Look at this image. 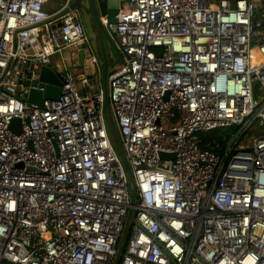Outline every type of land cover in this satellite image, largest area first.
<instances>
[{
  "label": "built area",
  "instance_id": "built-area-1",
  "mask_svg": "<svg viewBox=\"0 0 264 264\" xmlns=\"http://www.w3.org/2000/svg\"><path fill=\"white\" fill-rule=\"evenodd\" d=\"M48 1L0 0V264H114L132 205L101 72L95 92L52 66L88 37L76 12L49 23ZM103 23L124 56L109 100L137 188L120 264H264V0H120ZM37 65L63 83L42 106ZM229 127L220 154L202 149Z\"/></svg>",
  "mask_w": 264,
  "mask_h": 264
},
{
  "label": "water",
  "instance_id": "water-1",
  "mask_svg": "<svg viewBox=\"0 0 264 264\" xmlns=\"http://www.w3.org/2000/svg\"><path fill=\"white\" fill-rule=\"evenodd\" d=\"M120 0H68V6L58 14L48 20L49 23L58 21L62 16L76 12L85 29L88 43L81 46L79 50V60L81 64L87 59V53L94 54L98 59V68L101 70V83L104 91V117L107 128L114 144V147L121 159L125 173L127 176L130 200L132 207L130 208L122 237L119 241L114 264H120L121 257L124 253L127 241L134 224V208L137 204V188L133 175V171L127 160L126 152L123 147L121 136L112 112L109 100V76L113 68L124 65V56L122 55L118 45L109 35L103 20L106 18L109 22H114L119 12ZM60 23L54 26L57 28ZM109 44V48L104 47V40ZM98 42H97V41ZM32 73H28L30 78ZM62 78L57 71L50 67H42L38 72V79L32 83L28 80L27 86H31L32 90L28 97V102L37 106H42L45 100H57L61 94ZM36 87L44 88L43 91L35 89Z\"/></svg>",
  "mask_w": 264,
  "mask_h": 264
},
{
  "label": "crops",
  "instance_id": "crops-1",
  "mask_svg": "<svg viewBox=\"0 0 264 264\" xmlns=\"http://www.w3.org/2000/svg\"><path fill=\"white\" fill-rule=\"evenodd\" d=\"M51 1H54L52 7V11L46 10L50 15L55 16L57 13H59L68 3V0H49L47 4H49ZM46 4V5H47ZM45 5V6H46ZM55 22H53L54 25ZM89 38V37H88ZM69 53V52H68ZM71 53L72 56H71ZM69 53V59H70V65L67 64V58L64 56V58H56L54 61H52V66L56 67L59 66L61 67V63L63 61V64L66 63V66L70 68L75 74L77 75H86L87 77L90 78H96L98 75H100L101 70L98 68V66H92L90 61V64H87V60L84 62V65L81 64L79 60V52L76 54V51ZM58 57V56H57ZM92 69V71L90 70ZM95 85V84H94Z\"/></svg>",
  "mask_w": 264,
  "mask_h": 264
},
{
  "label": "trees",
  "instance_id": "trees-1",
  "mask_svg": "<svg viewBox=\"0 0 264 264\" xmlns=\"http://www.w3.org/2000/svg\"><path fill=\"white\" fill-rule=\"evenodd\" d=\"M237 131V127H229L215 129L208 133L199 134V137L201 139V147L205 150L212 149L220 154L224 150L230 139L236 135Z\"/></svg>",
  "mask_w": 264,
  "mask_h": 264
},
{
  "label": "rangeland",
  "instance_id": "rangeland-1",
  "mask_svg": "<svg viewBox=\"0 0 264 264\" xmlns=\"http://www.w3.org/2000/svg\"><path fill=\"white\" fill-rule=\"evenodd\" d=\"M53 3H54V1H51L49 4H47V5L45 6V9L51 12V11H52V7H51V6L53 5ZM124 4H125V2L122 3V5H124ZM263 36H264V30L261 31V32H257V33H256V40L261 39ZM103 40H104V47H105L106 49L109 48V44L106 42L105 39H103ZM96 41H97V40H96ZM97 42H98V41H97ZM90 54H91L90 52L87 53V55H90ZM57 56H58V57H57ZM64 56L68 59V60H67V64L70 65L69 53H68V52H65V53H64ZM258 56H259V52H258V48H257V46H256L255 49H254V51H253V63H254V65H257V64H259V63L261 62V58H260V56H259V59H258ZM56 58H60L59 55H56V56L52 57V59H51V63H52V61H54ZM87 64H90V63H89V59H87ZM92 66H95V67H96V65H92ZM119 67H120V66H116V67H114L112 71L117 70ZM41 68H42L41 66L37 65V66H36V69H35V72L38 74V72L40 71ZM90 70L92 71V69H90ZM94 82H95V85H94ZM90 83H91V85H92L93 91H94V89H95V92H97V91H98V87H97V85L99 86V82L96 81V78H91ZM262 95H263V92H262L261 89L258 87V85H256L255 88H254V91H253V98H254L255 100H258L259 97L262 96ZM233 138H234V136L230 139L229 142H231Z\"/></svg>",
  "mask_w": 264,
  "mask_h": 264
},
{
  "label": "bare ground",
  "instance_id": "bare-ground-1",
  "mask_svg": "<svg viewBox=\"0 0 264 264\" xmlns=\"http://www.w3.org/2000/svg\"><path fill=\"white\" fill-rule=\"evenodd\" d=\"M258 59H259V56H258Z\"/></svg>",
  "mask_w": 264,
  "mask_h": 264
}]
</instances>
